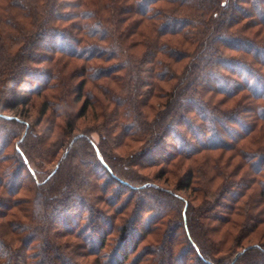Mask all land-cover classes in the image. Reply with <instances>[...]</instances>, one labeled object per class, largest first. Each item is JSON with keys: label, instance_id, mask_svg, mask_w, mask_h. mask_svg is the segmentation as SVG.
<instances>
[{"label": "trees", "instance_id": "trees-1", "mask_svg": "<svg viewBox=\"0 0 264 264\" xmlns=\"http://www.w3.org/2000/svg\"><path fill=\"white\" fill-rule=\"evenodd\" d=\"M263 229L264 0H0V264H264Z\"/></svg>", "mask_w": 264, "mask_h": 264}, {"label": "rangeland", "instance_id": "rangeland-1", "mask_svg": "<svg viewBox=\"0 0 264 264\" xmlns=\"http://www.w3.org/2000/svg\"><path fill=\"white\" fill-rule=\"evenodd\" d=\"M76 64H79L78 62L76 63ZM110 107H112L111 105H110ZM109 109V108H108ZM110 113V112H109ZM101 115V113H98V114H96L95 115V118H93V116H92V112L90 111L89 113H88V116L87 117H85V119H82V120H80L79 121V124L81 125V126H85V125H87V124H92V123H95V122H100V119H98L96 116H100ZM108 121H111L112 120V118H108L107 119ZM44 125H41V128L43 127ZM43 130H44V128H43ZM92 137L95 139V141L96 140H98V136H97V134L96 133H93L92 134ZM114 136H112V137H110V140H113V139H116L115 137L113 138ZM123 143H122V145H121V147L119 148V149H117V150H113L112 152H114V153H116V155H118V154H120L121 156H126L128 153H130V150L131 149H133V148H137L138 147V145L139 144H133V143H131V142H129V141H127V140H124V141H122ZM120 157V156H119ZM123 161H125V159H123ZM50 167V166H49ZM48 167V168H49ZM47 168V169H48ZM159 168L160 167H148V168H143V166L141 165L140 167H138V168H136L137 170H134L137 174H138V176H148V177H150V176H153L155 173H157L158 172V170H159ZM134 174V173H133ZM137 174H134V175H137ZM158 183H160L161 185H163V186H166V187H168V188H171V187H173V185H174V180H172V178H170V179H168L167 180V182L166 183H164V179H162L161 181H158ZM110 187V186H109ZM182 195H184V196H187L188 195V193L187 192H182L181 193ZM147 201V200H146ZM199 204V201L198 200H195L194 201V203H193V205L194 206H196V205H198ZM179 205V204H178ZM168 206V205H167ZM165 211H166V207H165ZM171 213H172V209H171ZM170 213V214H171ZM164 214H166V213H164ZM163 219H164V221L166 222V220L168 219L167 218V216L166 215H164V217H163ZM264 230V229H263ZM262 230V231H263ZM262 232H260L259 234H256V235H254L253 237H252V242H256V241H258L259 239H261V238H259V237H261L260 236V234H261ZM263 235H264V232H263ZM262 241H264V237H263V239H261Z\"/></svg>", "mask_w": 264, "mask_h": 264}]
</instances>
